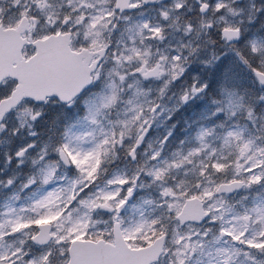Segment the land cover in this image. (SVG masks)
<instances>
[{"label":"snow or ice","instance_id":"1","mask_svg":"<svg viewBox=\"0 0 264 264\" xmlns=\"http://www.w3.org/2000/svg\"><path fill=\"white\" fill-rule=\"evenodd\" d=\"M0 264H264V0H0Z\"/></svg>","mask_w":264,"mask_h":264}]
</instances>
